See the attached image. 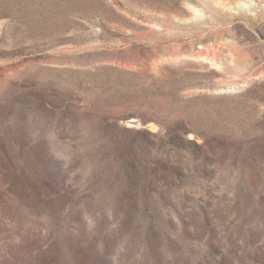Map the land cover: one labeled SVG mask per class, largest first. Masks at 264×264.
Listing matches in <instances>:
<instances>
[{
	"label": "rangeland",
	"instance_id": "374dc122",
	"mask_svg": "<svg viewBox=\"0 0 264 264\" xmlns=\"http://www.w3.org/2000/svg\"><path fill=\"white\" fill-rule=\"evenodd\" d=\"M0 264H264V0H0Z\"/></svg>",
	"mask_w": 264,
	"mask_h": 264
},
{
	"label": "bare ground",
	"instance_id": "6f19581e",
	"mask_svg": "<svg viewBox=\"0 0 264 264\" xmlns=\"http://www.w3.org/2000/svg\"><path fill=\"white\" fill-rule=\"evenodd\" d=\"M131 124H134V125H140V122L138 120H134ZM153 126V125H152Z\"/></svg>",
	"mask_w": 264,
	"mask_h": 264
}]
</instances>
